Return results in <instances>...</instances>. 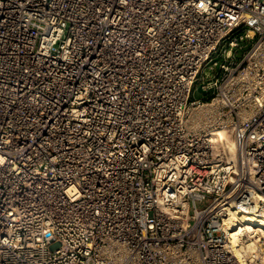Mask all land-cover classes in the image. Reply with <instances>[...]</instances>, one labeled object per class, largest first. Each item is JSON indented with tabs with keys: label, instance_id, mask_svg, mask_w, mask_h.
I'll use <instances>...</instances> for the list:
<instances>
[{
	"label": "built area",
	"instance_id": "1",
	"mask_svg": "<svg viewBox=\"0 0 264 264\" xmlns=\"http://www.w3.org/2000/svg\"><path fill=\"white\" fill-rule=\"evenodd\" d=\"M231 204L264 208V0H0V264H240Z\"/></svg>",
	"mask_w": 264,
	"mask_h": 264
},
{
	"label": "bare ground",
	"instance_id": "2",
	"mask_svg": "<svg viewBox=\"0 0 264 264\" xmlns=\"http://www.w3.org/2000/svg\"><path fill=\"white\" fill-rule=\"evenodd\" d=\"M219 135V133L212 132L211 136L219 137ZM227 210L231 224L234 225V228L230 231L232 232L230 242L234 243L237 236L245 233L250 236V239H254L253 241L248 242V244L246 243V246L243 243L238 249L234 246L231 247L233 257L238 260L240 264H248L246 262V256L249 252L255 249V246L261 241L259 235L264 237V208L252 205L242 209L239 206L236 207L231 204L228 206ZM244 246L247 249H244Z\"/></svg>",
	"mask_w": 264,
	"mask_h": 264
},
{
	"label": "rangeland",
	"instance_id": "3",
	"mask_svg": "<svg viewBox=\"0 0 264 264\" xmlns=\"http://www.w3.org/2000/svg\"><path fill=\"white\" fill-rule=\"evenodd\" d=\"M250 44H251V42H249L248 40H243L242 42H240L241 48L234 49V52H235L237 59H240L243 56L244 52L250 47ZM217 71H218V68H215V72H217ZM192 98L201 100V99H205V96H203V94L200 93L198 90H195L193 95H192ZM259 237L261 238V241L258 244L264 245V237L262 235H259ZM253 240H254L253 238L250 239V237H249L248 241L246 240L244 242L245 246H246V243L248 244V242L253 241ZM245 246H244V249H247ZM262 264H264V262Z\"/></svg>",
	"mask_w": 264,
	"mask_h": 264
},
{
	"label": "water",
	"instance_id": "4",
	"mask_svg": "<svg viewBox=\"0 0 264 264\" xmlns=\"http://www.w3.org/2000/svg\"><path fill=\"white\" fill-rule=\"evenodd\" d=\"M198 91L203 94V96H206V91L202 90L201 86L198 87Z\"/></svg>",
	"mask_w": 264,
	"mask_h": 264
}]
</instances>
